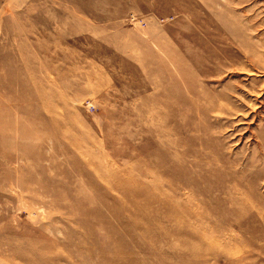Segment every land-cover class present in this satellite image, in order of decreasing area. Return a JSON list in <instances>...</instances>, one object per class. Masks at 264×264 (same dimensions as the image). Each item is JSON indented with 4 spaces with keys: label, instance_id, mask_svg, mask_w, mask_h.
Returning <instances> with one entry per match:
<instances>
[{
    "label": "rangeland",
    "instance_id": "1",
    "mask_svg": "<svg viewBox=\"0 0 264 264\" xmlns=\"http://www.w3.org/2000/svg\"><path fill=\"white\" fill-rule=\"evenodd\" d=\"M0 264H264V0H0Z\"/></svg>",
    "mask_w": 264,
    "mask_h": 264
}]
</instances>
